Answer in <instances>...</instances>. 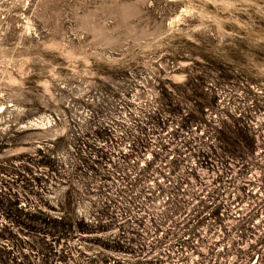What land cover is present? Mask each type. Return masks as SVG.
Here are the masks:
<instances>
[{"label":"rangeland","instance_id":"obj_1","mask_svg":"<svg viewBox=\"0 0 264 264\" xmlns=\"http://www.w3.org/2000/svg\"><path fill=\"white\" fill-rule=\"evenodd\" d=\"M0 264H264V0H0Z\"/></svg>","mask_w":264,"mask_h":264}]
</instances>
